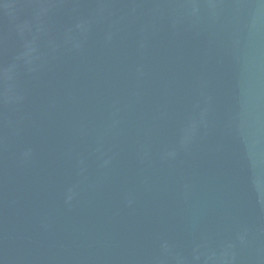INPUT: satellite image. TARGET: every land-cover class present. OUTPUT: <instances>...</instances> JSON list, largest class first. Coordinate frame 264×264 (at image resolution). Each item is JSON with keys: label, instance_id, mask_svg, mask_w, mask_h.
I'll return each mask as SVG.
<instances>
[{"label": "water", "instance_id": "water-1", "mask_svg": "<svg viewBox=\"0 0 264 264\" xmlns=\"http://www.w3.org/2000/svg\"><path fill=\"white\" fill-rule=\"evenodd\" d=\"M0 264H264V0H0Z\"/></svg>", "mask_w": 264, "mask_h": 264}]
</instances>
